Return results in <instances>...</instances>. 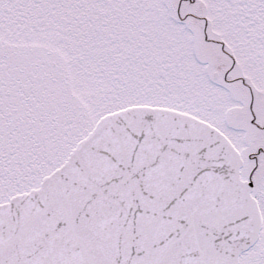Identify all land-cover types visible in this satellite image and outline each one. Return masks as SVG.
<instances>
[{
  "label": "snow or ice",
  "instance_id": "6c2138e0",
  "mask_svg": "<svg viewBox=\"0 0 264 264\" xmlns=\"http://www.w3.org/2000/svg\"><path fill=\"white\" fill-rule=\"evenodd\" d=\"M0 264H264V0H0Z\"/></svg>",
  "mask_w": 264,
  "mask_h": 264
}]
</instances>
